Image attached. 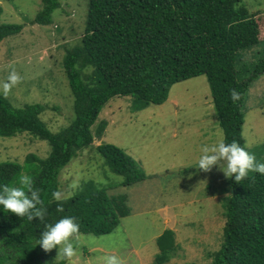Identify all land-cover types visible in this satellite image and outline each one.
<instances>
[{
    "label": "trees",
    "instance_id": "16d2710c",
    "mask_svg": "<svg viewBox=\"0 0 264 264\" xmlns=\"http://www.w3.org/2000/svg\"><path fill=\"white\" fill-rule=\"evenodd\" d=\"M60 6L59 0H42L33 24L51 25L52 14ZM257 14L244 0H89L81 43L67 49L63 57L74 100L72 122L52 132L41 118L45 111L41 104L17 108L0 95V137L27 133L50 146L45 158L29 154L24 164L0 163V185L11 186L19 176H30L42 200L38 207L45 213L43 221L34 217L29 222L0 212V264H65L63 258L53 260L56 249L45 252L36 245L44 224L62 216L74 217L80 234L102 236L114 232L130 215L126 197L110 196L92 181L69 197L52 196L60 192L62 170L94 144L95 136H102L104 124L95 136L92 127L112 99L132 97L135 109L161 105L175 84L206 76L224 142L235 140L245 147L244 101L264 74V48L260 50L264 38ZM23 27L0 25V42L21 33ZM245 51L261 56L247 64L240 59ZM232 89L239 93L235 103L230 98ZM96 148L110 172L124 179L123 186L146 178L138 163L118 146ZM225 190L223 239L220 249L209 254V264H264V175L253 173L236 183L230 178ZM175 239L172 230L158 238L160 254L155 264L170 260L178 246Z\"/></svg>",
    "mask_w": 264,
    "mask_h": 264
},
{
    "label": "rangeland",
    "instance_id": "374dc122",
    "mask_svg": "<svg viewBox=\"0 0 264 264\" xmlns=\"http://www.w3.org/2000/svg\"><path fill=\"white\" fill-rule=\"evenodd\" d=\"M51 25L33 24L42 0H0V25H24L21 33L0 42V82L11 71L19 77L7 95L14 107L41 104L42 120L52 132L66 128L74 118L73 96L63 68L67 49L81 43L89 0H59ZM257 12L260 37L264 38V0H244ZM264 44H260V50ZM252 50H257L253 48ZM249 51V50H248ZM240 52L251 64L261 55ZM242 136L246 149L264 162V74L244 101ZM104 124L100 138L95 136ZM94 144L79 152L60 175L59 197H69L92 181L110 196H124L130 215L111 234H80L73 245L75 255L65 264H106L115 256L120 264H155L160 254L158 238L175 232L178 243L164 264H209V254L221 247L225 219L222 200L230 178L215 166L208 172L195 168L202 145L224 140L206 76L175 84L166 102L135 109L132 97L112 99L92 127ZM101 144L116 145L135 160L146 174L141 182L123 186V178L110 172L97 151ZM49 143L24 133L0 137V163L25 162L27 155L47 157ZM223 166V162H221ZM254 173V172H253ZM253 173H249L253 174ZM53 260L60 262L62 257Z\"/></svg>",
    "mask_w": 264,
    "mask_h": 264
},
{
    "label": "clouds",
    "instance_id": "9594fccd",
    "mask_svg": "<svg viewBox=\"0 0 264 264\" xmlns=\"http://www.w3.org/2000/svg\"><path fill=\"white\" fill-rule=\"evenodd\" d=\"M19 80L15 71H11L7 80L0 82V89L7 95L9 89ZM230 98L235 103L239 100V93L234 89L230 90ZM223 162V166H221ZM215 166L221 171L225 179L231 178L234 183L239 182L249 176V173H259L264 175V162L256 160L246 147L241 146L233 140L225 143L223 139L214 144L202 145L200 155L196 160L195 168L208 172ZM54 199H59V193L53 192ZM39 189L33 188V181L28 175H21L16 184L0 185V212L14 214L19 218H25L31 222L33 218L39 221L44 219V210ZM58 210H62L61 205H57ZM79 224L72 216H62L53 223H45L44 230L40 233L36 245L48 252L56 249V258H63L71 261L75 255L73 240L79 235ZM106 264H120L115 256L106 258Z\"/></svg>",
    "mask_w": 264,
    "mask_h": 264
},
{
    "label": "water",
    "instance_id": "95a60500",
    "mask_svg": "<svg viewBox=\"0 0 264 264\" xmlns=\"http://www.w3.org/2000/svg\"><path fill=\"white\" fill-rule=\"evenodd\" d=\"M231 192L233 193V190Z\"/></svg>",
    "mask_w": 264,
    "mask_h": 264
}]
</instances>
